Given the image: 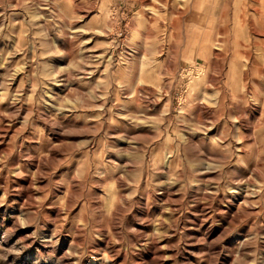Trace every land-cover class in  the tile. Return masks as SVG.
<instances>
[{"label": "rangeland", "instance_id": "obj_1", "mask_svg": "<svg viewBox=\"0 0 264 264\" xmlns=\"http://www.w3.org/2000/svg\"><path fill=\"white\" fill-rule=\"evenodd\" d=\"M0 264H264V0H0Z\"/></svg>", "mask_w": 264, "mask_h": 264}, {"label": "bare ground", "instance_id": "obj_2", "mask_svg": "<svg viewBox=\"0 0 264 264\" xmlns=\"http://www.w3.org/2000/svg\"><path fill=\"white\" fill-rule=\"evenodd\" d=\"M150 253H151V251H150ZM150 253H148V254H150ZM64 257V256H63ZM67 258V257H66ZM65 259V258H64ZM69 259V258H68Z\"/></svg>", "mask_w": 264, "mask_h": 264}]
</instances>
